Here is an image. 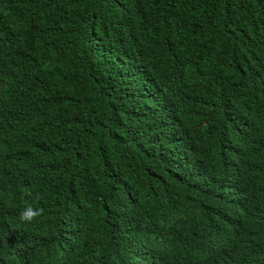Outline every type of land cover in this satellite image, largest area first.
<instances>
[{
  "label": "trees",
  "instance_id": "trees-1",
  "mask_svg": "<svg viewBox=\"0 0 264 264\" xmlns=\"http://www.w3.org/2000/svg\"><path fill=\"white\" fill-rule=\"evenodd\" d=\"M0 210V264H264V0H0Z\"/></svg>",
  "mask_w": 264,
  "mask_h": 264
},
{
  "label": "clouds",
  "instance_id": "clouds-1",
  "mask_svg": "<svg viewBox=\"0 0 264 264\" xmlns=\"http://www.w3.org/2000/svg\"><path fill=\"white\" fill-rule=\"evenodd\" d=\"M44 209L40 207H33L28 205L21 211L19 215L20 221L24 223H32L37 217L43 215ZM10 226V222L5 220V213L0 210V248H2L8 239L5 240V234Z\"/></svg>",
  "mask_w": 264,
  "mask_h": 264
},
{
  "label": "bare ground",
  "instance_id": "bare-ground-1",
  "mask_svg": "<svg viewBox=\"0 0 264 264\" xmlns=\"http://www.w3.org/2000/svg\"><path fill=\"white\" fill-rule=\"evenodd\" d=\"M190 190V189H189ZM98 249V248H97Z\"/></svg>",
  "mask_w": 264,
  "mask_h": 264
}]
</instances>
